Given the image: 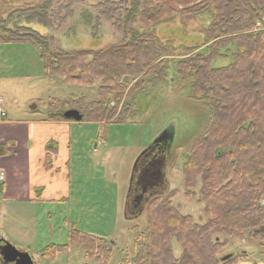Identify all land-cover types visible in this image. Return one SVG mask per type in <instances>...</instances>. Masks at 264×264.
<instances>
[{
    "label": "trees",
    "instance_id": "trees-1",
    "mask_svg": "<svg viewBox=\"0 0 264 264\" xmlns=\"http://www.w3.org/2000/svg\"><path fill=\"white\" fill-rule=\"evenodd\" d=\"M79 1L35 0L10 8L6 19L0 11V45L33 47L48 77L71 85H97L93 101L75 96L51 100L46 120L69 121L63 113L76 110L80 122L121 124L134 112L136 96L167 80L168 61L174 63L177 77L188 81L190 101L209 114L203 134L189 146L182 172L184 196L197 198L207 219L196 222L183 215L171 201L172 193L152 198L145 209L149 230L135 238L126 264H241L246 260L243 253L223 254L224 249L232 239H262L264 225V0H203L185 9L165 0H130V8L129 0H105L95 7L104 19L116 17L113 27L122 40L95 51L56 47L54 37L20 25L22 20L59 27L73 16L72 7ZM199 15L211 17L204 44L186 49L179 58L153 34L131 27ZM13 18L12 27L6 28ZM218 58L227 64L213 66ZM52 145L47 149L53 153ZM49 160L48 155V168ZM67 228L70 241L80 244L85 257L108 264L113 243L85 234L75 224ZM173 241L181 250L178 257ZM68 250L69 244H50L40 256L53 260Z\"/></svg>",
    "mask_w": 264,
    "mask_h": 264
},
{
    "label": "rangeland",
    "instance_id": "rangeland-1",
    "mask_svg": "<svg viewBox=\"0 0 264 264\" xmlns=\"http://www.w3.org/2000/svg\"><path fill=\"white\" fill-rule=\"evenodd\" d=\"M34 1L0 0V11L4 12L6 19L10 8ZM68 1L65 0V4ZM103 1H79L72 7L73 16L64 19L59 27L50 29L22 20L20 25L45 37H54L56 47L62 49H107L118 44L122 34L113 27L116 17L104 19L100 9L95 7ZM129 1L130 8L132 4ZM165 1L173 8L185 9L203 0ZM14 19L7 23L6 28L12 27ZM210 22L211 17L208 15L190 19L175 16L151 27L144 28L139 24L131 27L141 33L153 34L160 43L169 45L174 58H179L186 54V49H196L204 44ZM259 27L257 23L258 30L261 29ZM168 62L167 80L151 87L144 96H136L134 112L126 117L125 122H76L71 125V200L65 206L24 203V200L18 199L26 192L25 184L19 185V182L26 180L21 168L16 169L21 176L19 173L13 175L8 168L0 169L3 174L4 171L8 172V177L14 181L13 185L9 184V191L15 197L13 200L3 199L2 207L0 204V239L7 237L8 243L29 254L33 264H98L94 259L84 256L78 242L70 241L67 227L75 224L79 231L113 243L108 264H126L133 255L135 238L149 230L146 206L135 218L124 210L131 173L140 154L163 131L169 129H172L173 137L165 177L168 192L173 194L171 201L179 206L183 215H191L194 221L204 222L207 219L197 198L187 199L184 196L182 172L188 159L189 146L203 134L209 114L204 106L190 101L188 81L179 79L174 63ZM226 64L227 60L221 58L213 61L215 67ZM71 96L96 100L97 85H71L56 77H48L43 73L36 49L26 44L0 45V99L1 107L8 116L19 120L42 119L47 114L46 105L51 100H63ZM123 105L124 101L121 103ZM32 106H35L34 110H31ZM17 131L20 135L23 128ZM57 135L58 153L63 156L65 139L69 134L60 127ZM165 189L164 186L159 191ZM261 205L264 207V199ZM47 211L51 218L45 216ZM8 213L10 216L6 223V217L3 216ZM34 224H37L35 233ZM49 228H54L52 236H48ZM50 244H69V250L65 254H58L53 260H47L40 256V251ZM172 248L174 256L178 257L181 250L175 241L172 242ZM229 253H243L246 260L241 264H264V230L262 239L252 243L246 239H232L223 251V254Z\"/></svg>",
    "mask_w": 264,
    "mask_h": 264
},
{
    "label": "crops",
    "instance_id": "crops-1",
    "mask_svg": "<svg viewBox=\"0 0 264 264\" xmlns=\"http://www.w3.org/2000/svg\"><path fill=\"white\" fill-rule=\"evenodd\" d=\"M2 110L4 111V116H0V169L8 168V171L15 175V173H19L16 169L18 167L21 168L23 178L26 180L22 183L19 182V185L25 184L26 195L22 194L21 197L18 196V199L24 200V203L31 202L33 205L35 203H47L65 206L71 200V154L69 151L72 145V138L70 129L74 125L73 123L76 122L48 121L45 119L46 115L42 119L19 120L8 116L6 111ZM21 127L23 128V133L20 134V137L17 130ZM60 127L66 129L69 134L67 139H65V153L63 156H59L58 153L59 138L57 131ZM50 144H53L52 146L55 148L53 153L49 151L50 148L49 150L47 149ZM48 155L50 157L49 168L45 165L46 156ZM9 184L13 185L14 181L8 177V172L4 171L3 174L0 171L1 207L3 206V199L13 200L15 198L13 193L9 191ZM37 192H39L38 196L36 195ZM12 200L11 202H13ZM50 215L48 211L45 214L47 217H50ZM9 216V213L3 216L6 217V223L9 221ZM13 219L11 220L13 221ZM12 221L10 222L12 223ZM34 222H36V219ZM36 226L37 224L33 225L34 233ZM54 228L48 229V236L53 235ZM6 238L1 237L5 241L8 240Z\"/></svg>",
    "mask_w": 264,
    "mask_h": 264
},
{
    "label": "flooded vegetation",
    "instance_id": "flooded-vegetation-1",
    "mask_svg": "<svg viewBox=\"0 0 264 264\" xmlns=\"http://www.w3.org/2000/svg\"><path fill=\"white\" fill-rule=\"evenodd\" d=\"M168 144L164 141L150 145L134 164L124 206V210L130 212L133 218L142 212L152 198L168 193L165 177L170 150ZM164 186L166 189L159 191ZM2 245L3 243H0V246Z\"/></svg>",
    "mask_w": 264,
    "mask_h": 264
},
{
    "label": "water",
    "instance_id": "water-1",
    "mask_svg": "<svg viewBox=\"0 0 264 264\" xmlns=\"http://www.w3.org/2000/svg\"><path fill=\"white\" fill-rule=\"evenodd\" d=\"M34 109L35 106H32L31 110ZM63 117L67 120L74 122H80L82 118L79 112L76 110L65 111L63 113ZM172 137H173L172 129L165 130L154 140L152 144L162 143L166 141L169 143L168 145L170 146ZM144 151L140 155H142ZM263 230L264 229H261L260 231ZM1 242H3L4 244L0 246V264H33L28 253L18 251L13 245L2 239H0V243Z\"/></svg>",
    "mask_w": 264,
    "mask_h": 264
},
{
    "label": "built area",
    "instance_id": "built-area-1",
    "mask_svg": "<svg viewBox=\"0 0 264 264\" xmlns=\"http://www.w3.org/2000/svg\"><path fill=\"white\" fill-rule=\"evenodd\" d=\"M2 103V100L0 99V104ZM0 115L3 116L4 115V112L3 110L0 108Z\"/></svg>",
    "mask_w": 264,
    "mask_h": 264
}]
</instances>
